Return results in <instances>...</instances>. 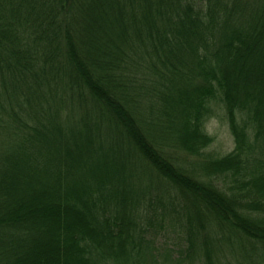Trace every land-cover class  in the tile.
Segmentation results:
<instances>
[{"label":"trees","instance_id":"obj_1","mask_svg":"<svg viewBox=\"0 0 264 264\" xmlns=\"http://www.w3.org/2000/svg\"><path fill=\"white\" fill-rule=\"evenodd\" d=\"M0 264H264V0H0Z\"/></svg>","mask_w":264,"mask_h":264},{"label":"rangeland","instance_id":"obj_2","mask_svg":"<svg viewBox=\"0 0 264 264\" xmlns=\"http://www.w3.org/2000/svg\"><path fill=\"white\" fill-rule=\"evenodd\" d=\"M211 115L205 124V130L213 137L211 144L205 149L213 155H222L233 148V139L224 120V112L221 104L217 101L211 102ZM144 183H148L144 180Z\"/></svg>","mask_w":264,"mask_h":264}]
</instances>
